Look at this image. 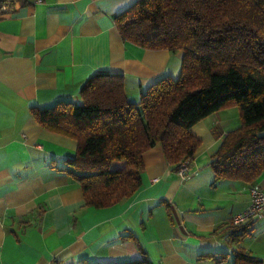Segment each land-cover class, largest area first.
<instances>
[{
    "label": "crops",
    "instance_id": "obj_1",
    "mask_svg": "<svg viewBox=\"0 0 264 264\" xmlns=\"http://www.w3.org/2000/svg\"><path fill=\"white\" fill-rule=\"evenodd\" d=\"M136 0H0V264H264V217L235 227L252 183L214 181L210 164L227 132L240 125L229 105L191 127L201 143L184 177L160 145L143 153L141 185L105 207L85 205L65 171L74 139L44 129L32 106L80 102L79 88L97 72L123 75L125 97L138 102L151 84L177 79L182 51L123 41L114 16ZM209 253L212 256H200ZM224 254V257H217Z\"/></svg>",
    "mask_w": 264,
    "mask_h": 264
},
{
    "label": "trees",
    "instance_id": "obj_2",
    "mask_svg": "<svg viewBox=\"0 0 264 264\" xmlns=\"http://www.w3.org/2000/svg\"><path fill=\"white\" fill-rule=\"evenodd\" d=\"M113 19L123 41L182 51L181 72L151 84L138 102L126 99L122 74L97 72L80 86L79 103L30 108L44 129L76 141L65 171L85 205L131 196L141 185L143 153L155 145L174 169L192 159L201 140L191 127L229 105L241 122L211 157L214 181L254 182L264 171V0H136ZM235 257L261 264L243 251ZM91 264L151 262L144 254Z\"/></svg>",
    "mask_w": 264,
    "mask_h": 264
},
{
    "label": "built area",
    "instance_id": "obj_3",
    "mask_svg": "<svg viewBox=\"0 0 264 264\" xmlns=\"http://www.w3.org/2000/svg\"><path fill=\"white\" fill-rule=\"evenodd\" d=\"M8 5L0 6V14L7 11ZM191 158L183 159L178 163L176 173L182 178L188 169ZM250 202L243 210L232 216V225L235 227L245 226L264 217V185L254 183L250 186Z\"/></svg>",
    "mask_w": 264,
    "mask_h": 264
}]
</instances>
